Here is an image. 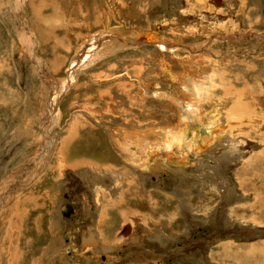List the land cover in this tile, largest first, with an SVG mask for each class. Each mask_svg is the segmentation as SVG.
Here are the masks:
<instances>
[{"label":"rangeland","instance_id":"374dc122","mask_svg":"<svg viewBox=\"0 0 264 264\" xmlns=\"http://www.w3.org/2000/svg\"><path fill=\"white\" fill-rule=\"evenodd\" d=\"M205 72L211 97L198 88L208 103L191 114H215L220 137L152 172L138 165L162 151L140 163L117 155L113 130L180 138L172 98L190 97L178 76ZM48 77L53 104L65 87L41 144ZM71 126L104 131L108 157L91 158L104 149L84 130L89 166L61 173L58 138ZM174 147L168 159L188 151ZM263 195L264 0H0V264H264Z\"/></svg>","mask_w":264,"mask_h":264},{"label":"bare ground","instance_id":"6f19581e","mask_svg":"<svg viewBox=\"0 0 264 264\" xmlns=\"http://www.w3.org/2000/svg\"><path fill=\"white\" fill-rule=\"evenodd\" d=\"M25 27V26H24ZM30 31V30H29ZM27 33H29V32H27ZM32 35V34H31ZM201 54V53H200ZM203 55V54H202ZM201 55V56H202ZM203 57H205V56H203ZM202 58V57H201ZM195 61H197V58H195ZM199 61V60H198ZM195 62L196 63V65H197V63H199V62ZM180 64L183 66L184 64H183V62L181 61L180 62ZM200 64V63H199ZM159 66V64H157V67ZM202 66V65H201ZM73 69H74V72H75V70H76V67L75 68H72L71 70H69V73H71L72 71H73ZM200 69V68H199ZM189 70H190V68H189ZM204 71H206V70H204ZM140 72H141V70H140ZM190 72V71H189ZM191 73H192V71H191ZM178 75V74H177ZM196 75V74H195ZM214 74L212 73V72H205L204 73V76L202 77L203 79H202V81H199V80H197V81H195L194 79H192L191 77H193V75H190L189 73L188 74H185V73H183V74H179V79H178V81H177V83H179V86L182 88V91H184V93H187L188 94V96L190 97L189 98V100H187V101H180V102H177L176 103V101H177V99L176 98H172V102L174 103V104H172L171 103V105L173 106V107H176L177 109H178V111H179V122H181V123H183L184 125H185V127H187L186 125L189 123V122H197V123H200V122H204L205 120H207L208 119V121H207V123L208 124H212L211 125V127L213 126V128L211 129L212 130V133H211V135L208 137V136H205V135H203V134H199L198 135V133L196 134L195 133V137H192V139H193V143H191V141H187V138L185 137V134H189L188 136L190 137L191 135H192V132H191V130H188L187 128H189V127H187V128H183V133H181V136H180V138H179V136H177L176 137V139L177 140H174L175 142L174 143H170V138L168 137V135H169V132H167L166 134H165V136L163 137V139H165V145H164V142H161L162 143V145L161 144H159L158 142H160V140L158 139V138H161L160 137V133H159V135H158V131H156V136H155V140L153 141V142H149V138L146 136V134L144 133V132H142V131H140V132H138L137 134H135V137H131L132 135H133V132L131 133V135H130V132L128 133V132H126V133H128V134H126V135H123V137H119L118 136V134H116V132L113 130V131H111L112 133H111V136H113V137H115L117 140H119L120 141V143L119 142H117V143H115L114 144V148L117 150V151H119V155H122L123 157H132V160H133V156L134 155H136L137 153H140V152H144L143 150H144V148H146V147H148V148H153V150L155 149V150H158V151H162V156L164 157V158H162L161 157V159H160V161H158V162H154V164H153V166H152V164L150 163H148V162H144V167L143 168H139V169H148V171H151L152 172V170H154V168L155 167H157L158 165H163V166H165V164H170V162H173V163H175V164H178L177 166H181V162L180 161H183V163H184V160L185 159H187V158H185L186 156L185 155H187V154H189L190 153V151L192 152L193 150H194V152L195 153H198L197 154V156L198 155H200L203 151H205V148H207V146L209 147L211 144H212V142H214V139H216V138H218V137H220V135H222V131H221V133H219V134H217L216 132H219V128H221V127H218V126H220V125H218L219 124V122L217 121V118H216V116H215V114H213V115H208V111H204V113L203 114H200V115H198V116H195V115H192L191 114V112L192 111H196V110H199V108L200 107H202L201 105H200V102L202 101V104H207L208 103V100H203V99H200V97L202 96V94L199 92L200 90H202V89H204V94H206L207 95V97H211V96H208V94L207 93H209L208 91L209 90H207V88H208V86H210V84L209 83H211L212 81H214ZM187 77V78H186ZM219 77H221V74H219ZM43 78H45V76L43 77ZM71 78H72V76L70 75V76H68L67 77V80H65V82H64V84L66 85V86H68L69 85V83L71 82ZM177 78V77H176ZM195 78V77H194ZM47 79V78H46ZM45 81V80H44ZM48 82H50V81H48ZM51 83V82H50ZM115 84H120L121 83V81L120 82H114ZM45 84H48L47 83V80H46V82H45ZM126 84V83H125ZM50 85V84H49ZM65 85H62L63 87H65ZM205 85V86H204ZM61 86V87H62ZM212 87H213V85H211ZM215 86V85H214ZM225 86V85H224ZM51 88V87H50ZM113 88L116 90V88L117 89H119V91H120V86H118V87H116V86H113ZM199 88V91L197 90ZM208 89H210V88H208ZM226 89H228L227 87H226ZM232 89V88H231ZM235 89V88H234ZM233 89V90H234ZM222 90V89H221ZM191 91H193V92H191ZM127 92V91H126ZM222 92L224 93V95H226L227 96V94H226V91L224 90H222ZM236 92V91H235ZM237 92H238V90H237ZM63 93V92H62ZM120 93V92H119ZM125 93V92H124ZM239 93V92H238ZM235 94V93H234ZM52 95V94H51ZM155 96H158V94H155ZM168 97L169 96H167V99H168ZM206 97V98H207ZM169 98H171V97H169ZM233 99V98H232ZM169 100V99H168ZM47 103H50V105H51V103H52V100H51V98L49 99L48 97H47ZM59 101V100H58ZM57 101V102H58ZM239 101V100H238ZM235 103L236 104H239L238 102H236L235 101ZM234 103V104H235ZM52 105H53V103H52ZM46 107H47V104H46ZM46 110H47V108H46ZM211 111H215V113L217 112V108L215 107V108H211ZM238 112H240V109H239V107L237 106V108H234V109H232L231 110V116L232 115H237L238 114ZM213 113V112H212ZM230 116V115H229ZM206 122V121H205ZM47 123H49V122H47ZM190 125H192V124H190ZM210 126V125H209ZM205 127V126H204ZM199 128V127H198ZM208 129V128H207ZM108 130H111L110 128H108ZM165 130V129H164ZM188 130V131H187ZM200 130V129H199ZM202 130H203V128H202ZM207 131V130H206ZM47 132H49V128L47 129L46 128V130L44 131V135H45V137L46 138H49L50 136H49V134H47ZM187 132V133H186ZM195 132V131H194ZM201 132V131H200ZM162 133L164 134V131L162 130ZM202 133V132H201ZM173 134V133H172ZM110 136V135H109ZM171 138L173 139L174 137H173V135H171ZM137 141H139V144L137 143ZM152 141V140H151ZM141 142V143H140ZM145 142V144L144 145H140V144H143ZM173 142V141H172ZM189 143H190V145H189ZM147 144H149V145H147ZM203 144V145H202ZM206 146H205V145ZM46 145V144H45ZM45 145H43V148H44V146ZM201 145V146H200ZM174 146H176V147H174ZM187 146H190V147H188L189 149H187L186 147ZM155 147V148H154ZM167 147L169 148H171V149H173V147H174V149H178V153L179 152H181L182 150L181 149H183V150H185L186 149V151L187 152H182V154H183V156H182V158L181 159H174L175 157L174 156H171V157H174V158H172V160L171 159H168L167 158V156H166V153H168L169 151V149H167ZM133 148H136L137 150L136 151H134L133 150ZM49 149V147H47L46 148V150H48ZM142 149V150H141ZM149 149V152H152V149L150 150ZM231 149V148H230ZM46 150H45V152H46ZM147 152V151H146ZM149 152H147V153H149ZM157 153V152H156ZM174 153V152H173ZM43 154V151L42 150H40V155H42ZM146 154V153H145ZM153 154V153H152ZM150 155V157H151V154H149ZM148 155V156H149ZM121 156V157H122ZM169 156V155H168ZM142 157V156H141ZM149 158V157H148ZM153 158V157H152ZM124 159V158H123ZM154 159V158H153ZM152 159V160H153ZM165 159V160H164ZM168 159V163H167V160ZM142 159H140V161H141ZM146 160V159H145ZM134 161V160H133ZM132 161V162H133ZM147 161V160H146ZM166 161V162H165ZM105 165V164H104ZM140 165V164H139ZM138 165V166H139ZM143 165V164H142ZM108 166V165H107ZM146 166H148V167H146ZM109 167H110V169H107V171L108 172H113V170H111V168H112V166L109 164ZM118 168V167H117ZM120 168V167H119ZM175 168V167H174ZM114 169V168H113ZM123 170L124 171H119V172H117V173H114L113 172V174H116L115 175V178L116 179H121V178H124L123 176H129V173H128V171L126 170V169H124L123 168ZM137 174H139V173H136V175ZM127 178V177H126ZM241 183V185H242V182H240ZM258 195V194H257ZM255 197L257 198V196L255 195ZM70 204V203H69ZM71 205V204H70ZM251 207H252V205H251ZM73 212V208H72V205H71V212L69 213V214H67V215H64V216H69L71 213ZM15 229H16V226H13V227H11V230H7V232L9 233V231H10V236L12 237V235L14 236L15 235ZM17 231V230H16ZM9 239H11L10 237H9ZM9 256V255H8ZM11 256V255H10Z\"/></svg>","mask_w":264,"mask_h":264},{"label":"crops","instance_id":"0c3cea01","mask_svg":"<svg viewBox=\"0 0 264 264\" xmlns=\"http://www.w3.org/2000/svg\"><path fill=\"white\" fill-rule=\"evenodd\" d=\"M238 90V89H237ZM239 92V91H238ZM237 101L239 100V95L237 96V99H236ZM210 112V111H209ZM205 122V121H204ZM201 124H196V126L194 127V128H196V131H195V133L197 134L198 133V135L199 134H203V135H205V136H210L211 135V133H212V128L213 127H211V126H207V122H205V124H202L203 122H200ZM205 126V127H204ZM199 127V128H198ZM202 128H203V130H202ZM208 128V129H207ZM200 129V130H199ZM84 130H91L92 131V128H73V126H71L70 128L68 127V128H65V130L59 135V138H58V144H59V156L61 155V152H62V157H61V161H63L64 159H65V161H63L62 162V164L64 165V168H62V169H59V171L61 172V173H66V172H70V173H72V172H78L79 170H81V167H85L86 165H88L89 166V162H86V161H80V159H82V158H86V157H91V155H93L92 154V148H90V147H87V148H85L84 146H80L79 145V143L80 142H82L83 140H81L80 139V133L81 132H83ZM136 130V129H135ZM135 130H129V131H127L128 133L130 132V134L132 133V132H135ZM207 130V131H206ZM202 133H201V132ZM91 134L92 133H94V135H95V137L93 138V140H95V138L96 139H98V140H100V143L102 144V146H103V149L104 150H98V152H94V157H91L92 159L93 158H95L96 159V161L98 160V161H102V159L104 160L105 158H103L102 157V155L104 156V157H108V152L110 151L109 150V148H108V146H107V137L105 136V134H104V131H101V130H99V129H97V130H95V131H92V132H90ZM91 139H92V136L90 135L89 136ZM84 139H86V140H88V137H84ZM99 144V143H98ZM97 143H96V145H98ZM203 145V144H202ZM205 145V144H204ZM201 146V145H200ZM206 146V145H205ZM155 148V147H154ZM94 149V148H93ZM115 149V148H114ZM149 149L150 148H148V147H146V148H144V152L142 153V152H140V153H138L139 154V156H138V159H137V162H139L140 163V159H146L147 161H152V159L154 158V157H156V159H159V158H157L158 156H159V151L158 150H153V148H151L152 149V152H149ZM116 150V149H115ZM133 150L134 151H136L137 149L136 148H133ZM142 150V149H141ZM61 151V152H60ZM149 152V153H147V152ZM116 152H117V150H116ZM157 152V153H156ZM146 153V154H145ZM152 153L153 154H155V155H152ZM149 154H151L152 155V157H150V155ZM101 155V158L100 159H98V157ZM117 155H119L118 153H117ZM149 155V156H148ZM195 155V152H194V150L191 152L190 151V153H189V155H188V157H189V159L190 158H192L193 159V156ZM58 156V157H59ZM142 156V157H141ZM136 157V155H134L133 156V158H135ZM149 157V158H148ZM120 158V157H119ZM84 160V159H83ZM94 162V167H95V165H97V170H98V168H99V166H98V163L99 162ZM127 163V162H126ZM91 164V163H90ZM142 164H144V162L142 161L141 162V164L140 165H142ZM139 165V166H140ZM93 166V165H92ZM253 168H255V167H252L251 169L253 170ZM79 169V170H78ZM89 169H93L92 167H89ZM249 169V168H248ZM251 169H249V170H251ZM239 172H241V169L239 170ZM252 172V171H251ZM251 178H256L255 176H254V174L252 173H250V175H249ZM134 178L133 179H135L136 180V178H135V176H133ZM116 179V178H115ZM94 186V185H93ZM93 188V187H92ZM264 196V195H263ZM254 205H255V203H254ZM258 219V218H257ZM253 221H255V220H253Z\"/></svg>","mask_w":264,"mask_h":264},{"label":"water","instance_id":"95a60500","mask_svg":"<svg viewBox=\"0 0 264 264\" xmlns=\"http://www.w3.org/2000/svg\"><path fill=\"white\" fill-rule=\"evenodd\" d=\"M85 47H87V46H85ZM79 51H80V49H79ZM78 51V52H79ZM84 51V49L81 51V52H83ZM80 52V53H81ZM72 68H75V64L72 62L69 66H68V68H67V72L69 71V70H71ZM47 83L48 84H50V82H48V80L49 81H51V78L50 77H48L47 79ZM48 84H46V88H47V97H50L51 96V94H52V92L50 91V87H49V85ZM56 88H57V90H58V86L56 85ZM63 90H64V87L62 88V90H59V91H57L56 93H55V98H56V102H54V104L52 105V103H51V105H50V103H47V101H46V104H47V110H45V114H44V117H43V121H42V124H43V126H46L47 125V122H49L48 124H49V126H50V128H49V132L50 131H52V129L54 128V126H53V123L54 122H50L49 120H50V118H53L54 116H55V111H56V107H57V101L59 100V98H60V96L62 95V92H63ZM51 123V124H50ZM41 129V137H42V139H41V144H42V140H44L45 138V135H44V129L43 128H40ZM40 144V145H41ZM40 145H39V148H40ZM39 148H38V150H39ZM37 157H39V152H38V154L36 155V157L35 158H37ZM30 165V162L26 165V166H29ZM64 196H65V194H64ZM71 212V205L69 204V203H65L62 207H61V209H60V213L62 214V215H67V214H69ZM65 236V235H64ZM66 251H67V249H66Z\"/></svg>","mask_w":264,"mask_h":264},{"label":"flooded vegetation","instance_id":"af4514ba","mask_svg":"<svg viewBox=\"0 0 264 264\" xmlns=\"http://www.w3.org/2000/svg\"><path fill=\"white\" fill-rule=\"evenodd\" d=\"M140 174V173H139Z\"/></svg>","mask_w":264,"mask_h":264}]
</instances>
